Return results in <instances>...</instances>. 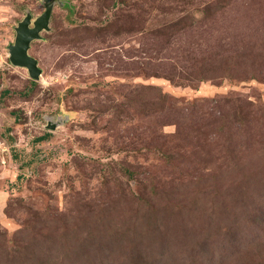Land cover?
<instances>
[{"label":"rangeland","instance_id":"rangeland-1","mask_svg":"<svg viewBox=\"0 0 264 264\" xmlns=\"http://www.w3.org/2000/svg\"><path fill=\"white\" fill-rule=\"evenodd\" d=\"M45 1L0 0V264H264V0H53L34 79Z\"/></svg>","mask_w":264,"mask_h":264},{"label":"water","instance_id":"water-1","mask_svg":"<svg viewBox=\"0 0 264 264\" xmlns=\"http://www.w3.org/2000/svg\"><path fill=\"white\" fill-rule=\"evenodd\" d=\"M52 6L53 0H46L44 12L34 20L31 13H27L15 28V41L8 46L10 61L14 65L27 68L29 75L34 79H39L42 70L38 60L29 53V49L33 40L41 38V31L49 29Z\"/></svg>","mask_w":264,"mask_h":264},{"label":"trees","instance_id":"trees-1","mask_svg":"<svg viewBox=\"0 0 264 264\" xmlns=\"http://www.w3.org/2000/svg\"><path fill=\"white\" fill-rule=\"evenodd\" d=\"M45 136H41L40 139H43Z\"/></svg>","mask_w":264,"mask_h":264}]
</instances>
